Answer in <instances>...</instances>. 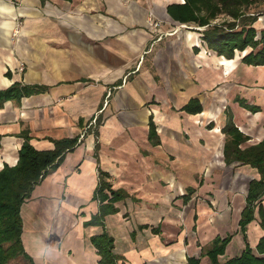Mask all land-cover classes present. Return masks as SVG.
<instances>
[{
  "label": "crops",
  "instance_id": "crops-1",
  "mask_svg": "<svg viewBox=\"0 0 264 264\" xmlns=\"http://www.w3.org/2000/svg\"><path fill=\"white\" fill-rule=\"evenodd\" d=\"M184 2L0 0V88L46 87L0 108V170L17 163L22 131L39 150L78 139L22 206V242L34 264H98L91 237L103 231L125 264H189V257L210 264L213 241L231 236L218 257L224 262L242 254L246 240L255 249L264 237L258 208L247 239L240 226L260 173L226 162L222 132L227 110L249 137L242 147L264 138V65L243 61L250 46L232 59L210 49L206 26L169 14V5ZM247 11L257 14L260 38L264 0ZM192 99L201 112L185 110ZM99 169L127 197L104 226H86L99 211ZM17 260L30 263L20 256L8 264Z\"/></svg>",
  "mask_w": 264,
  "mask_h": 264
},
{
  "label": "trees",
  "instance_id": "trees-1",
  "mask_svg": "<svg viewBox=\"0 0 264 264\" xmlns=\"http://www.w3.org/2000/svg\"><path fill=\"white\" fill-rule=\"evenodd\" d=\"M254 3V0H185L181 4H171L168 12L177 21L187 23L194 22L198 26H206L202 31V38L208 47L218 55L228 59L235 56L236 50H244L252 47L243 61L253 65H264V30L261 37L256 38L257 30L252 26L257 19L256 15H247L246 10ZM227 14L232 20H225L222 24H213L220 15ZM45 86L13 83L7 88H0V108L7 101H20L24 97L44 92ZM245 108L257 111V106H251L242 100ZM185 110L190 113L201 112L202 106L197 99H192ZM227 122L222 128L226 135L224 155L228 164L240 162L250 165L260 173V179H254L249 184L247 205L242 212L240 226L244 234L247 225L255 219L256 208L259 210L261 225L264 227V209L262 198L264 197V138L253 145L242 147L249 139L242 133L233 121V115L226 110ZM155 125L150 122V137L156 138ZM24 138L19 159L13 166L5 164L0 170V264H8L11 260L20 256L34 264L27 254L22 242L23 218L22 206L31 197L36 185L45 177L57 169L63 162L68 151L75 148L77 138H67L55 141V147L49 150L36 149L30 143L27 131L21 132ZM99 181L94 191L93 199L99 202V211L93 214L91 219L85 222L86 226H104L105 217L118 212L116 203L125 199L127 193L122 189H114L108 181L110 175L99 169ZM247 239V235L245 234ZM231 236L217 237L211 247L205 253L210 258V264H264V237L253 249L246 240V247L242 254L219 261V255L224 253ZM91 241L98 254L101 256L98 264H125L120 262V256L114 252V238L107 231L91 237ZM189 264H200L197 257H189Z\"/></svg>",
  "mask_w": 264,
  "mask_h": 264
},
{
  "label": "rangeland",
  "instance_id": "rangeland-1",
  "mask_svg": "<svg viewBox=\"0 0 264 264\" xmlns=\"http://www.w3.org/2000/svg\"><path fill=\"white\" fill-rule=\"evenodd\" d=\"M246 13H249V12L246 10ZM250 16H251V15H250ZM218 18H219V19H215V20L213 21V24H222L225 20H227V21L232 20L231 17L228 16L227 14H222V15H220ZM22 24H23V21H22L21 19L16 20V26H15V30L13 31V35H16V34L19 33V30L21 29ZM164 207L167 208L166 205H164ZM227 245H228V244H227ZM227 245H226V247H227ZM226 247H225V250H226ZM225 250H224V253H225ZM224 253H223V254H224ZM19 262H20V261L17 260V261H15V263H13V264H18ZM26 263H27V262H26ZM27 264H28V263H27Z\"/></svg>",
  "mask_w": 264,
  "mask_h": 264
},
{
  "label": "built area",
  "instance_id": "built-area-1",
  "mask_svg": "<svg viewBox=\"0 0 264 264\" xmlns=\"http://www.w3.org/2000/svg\"><path fill=\"white\" fill-rule=\"evenodd\" d=\"M149 22L151 23V25L153 26V28H159L160 27V22L158 20H155L153 18H150ZM173 33V32H172ZM170 33V34H172ZM162 37L159 36L158 39H161Z\"/></svg>",
  "mask_w": 264,
  "mask_h": 264
}]
</instances>
